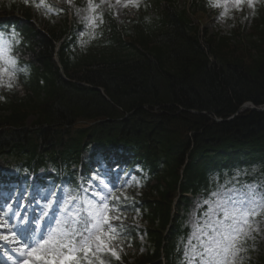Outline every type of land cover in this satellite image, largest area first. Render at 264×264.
<instances>
[{
	"label": "trees",
	"instance_id": "obj_1",
	"mask_svg": "<svg viewBox=\"0 0 264 264\" xmlns=\"http://www.w3.org/2000/svg\"><path fill=\"white\" fill-rule=\"evenodd\" d=\"M178 3L139 0L124 23L109 11L85 30L47 0H0V49L17 58L16 86L0 87V161L68 189L80 166L85 177L105 163L128 198L109 264L180 262L183 220L165 236L177 195H207L246 164L264 173V113L239 114L264 107V0L232 12L226 35L197 24L210 0Z\"/></svg>",
	"mask_w": 264,
	"mask_h": 264
},
{
	"label": "snow or ice",
	"instance_id": "obj_2",
	"mask_svg": "<svg viewBox=\"0 0 264 264\" xmlns=\"http://www.w3.org/2000/svg\"><path fill=\"white\" fill-rule=\"evenodd\" d=\"M231 3L237 9L244 4L254 7V0H231ZM129 5L138 8L139 0H126L123 6ZM213 6L227 11L224 3ZM98 7L88 0L85 30L88 26L97 27V20L102 22V17L96 15ZM10 35L19 44V34L13 30ZM12 48L9 44L0 49V87L8 90L16 86L17 58L12 55ZM110 171L101 165L87 186L62 188L60 196L56 190L40 195L39 199L33 196L29 204L35 203L36 208L30 214H21V208L27 213V207L9 195L0 206V241L7 242L18 264H109L121 259L120 222L127 208L115 196L118 181L110 178ZM203 205L208 207L202 216L195 218L181 264H242L241 253L247 251L245 242L254 230L250 217L264 213V192L255 185L233 187L211 193V198L200 206Z\"/></svg>",
	"mask_w": 264,
	"mask_h": 264
},
{
	"label": "rangeland",
	"instance_id": "obj_3",
	"mask_svg": "<svg viewBox=\"0 0 264 264\" xmlns=\"http://www.w3.org/2000/svg\"><path fill=\"white\" fill-rule=\"evenodd\" d=\"M54 3L59 8L68 10L69 16L72 20H77L78 22L85 21V17L89 15V12L85 8L78 7L75 3V0H49ZM126 0H120L117 3V0H93V3L99 5L96 9V13L102 12L106 13L112 11L116 20L120 23H124L128 17V12L130 11L129 7H124ZM187 0H179V5L183 8L187 5ZM255 2V0H254ZM216 3L226 4L227 11L223 8L213 6ZM211 8L213 9L211 15H201L197 17V24H200L202 30L211 34L221 33L226 35L233 30L235 26V21L232 16V12L237 11V8L231 3V0H210ZM79 11V15H77ZM257 187L258 191L264 192V179L259 180L256 184H252ZM245 186V185H243ZM236 187V188H242ZM231 189V188H230ZM204 200L197 198L193 199L191 202L190 210L186 214V222L190 226L191 231H193V225L195 218L202 216L203 212L206 211L207 205L200 206ZM251 228L254 229L251 231V237L246 240L245 247L247 251L241 253L243 257L242 264H248L250 262L259 261L264 257V213L251 218ZM142 242L145 244L144 239ZM145 251L141 249V252H134L137 255V258H140L141 254H145ZM135 258H132L130 264H136ZM13 263L14 260H12Z\"/></svg>",
	"mask_w": 264,
	"mask_h": 264
}]
</instances>
